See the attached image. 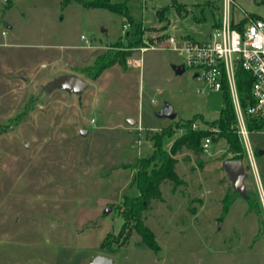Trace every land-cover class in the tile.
Returning <instances> with one entry per match:
<instances>
[{"label":"rangeland","instance_id":"1","mask_svg":"<svg viewBox=\"0 0 264 264\" xmlns=\"http://www.w3.org/2000/svg\"><path fill=\"white\" fill-rule=\"evenodd\" d=\"M9 1L0 0V264H90L98 254L115 264H264L258 130L250 131L257 172L243 158L252 210L239 194L223 211L233 183L222 164L233 153L225 139L211 136L209 151L176 153L182 182L162 183L163 198L143 213L159 249L137 233L122 246L116 242L119 205L139 193L135 166L151 155L153 137L169 131L170 149L187 120L213 129L223 106V90L208 88L191 68L176 72L184 61L176 51L141 47L165 44L169 34L209 39L224 0H111L124 4L118 12L77 0ZM229 13L234 22L245 14L264 18V0H233ZM118 50L128 51L126 64L97 78L82 70L99 53ZM137 58L141 67L128 63ZM71 72L89 81L81 96L43 89ZM168 103L174 119L158 116Z\"/></svg>","mask_w":264,"mask_h":264},{"label":"trees","instance_id":"2","mask_svg":"<svg viewBox=\"0 0 264 264\" xmlns=\"http://www.w3.org/2000/svg\"><path fill=\"white\" fill-rule=\"evenodd\" d=\"M68 0H65V3ZM86 7H104L113 11H123L124 4H114L111 0H77ZM12 0L9 1V4ZM258 17V16H255ZM140 25H138V28ZM141 43V39L137 44ZM128 51L118 50L116 52L107 51L99 53L95 61L85 66L82 70L93 78H97L107 68L116 63L126 64ZM237 86L241 104L246 108L252 103L251 86L253 82L252 74L245 70L242 66H238L236 71ZM223 106L220 111V116L212 121L216 130L201 127L194 129L192 123L196 118L187 120V129L183 134L176 137L172 142L170 149L164 147V139L169 135V131L156 134L154 139V149L149 157L140 158L135 166L134 182L136 183L139 193L134 196H125L123 202L119 205L123 217V224L120 229V238L116 239L118 246H122L133 233H137L141 242L147 247L158 250L159 243L155 232L145 223L143 213L149 208V204L154 199H162L161 185L165 181H170L174 184L182 182L176 165L178 159L176 153L182 149H188L198 154L202 149V141L207 136H216L226 140L228 151L233 153L231 158L243 159L246 157V149L243 141L237 131V115L234 108L231 94L224 85ZM247 125L250 131H257L263 127V124L256 118L247 117ZM239 192L229 191L224 199L223 211L227 212L230 205L234 202ZM249 203L250 210L254 207V201L249 192L244 197ZM106 240L102 242L101 247L105 248Z\"/></svg>","mask_w":264,"mask_h":264},{"label":"built area","instance_id":"3","mask_svg":"<svg viewBox=\"0 0 264 264\" xmlns=\"http://www.w3.org/2000/svg\"><path fill=\"white\" fill-rule=\"evenodd\" d=\"M232 1L224 0L225 9L222 19L213 28L209 39L196 41L169 34L165 44L144 46L141 47V51L144 53L151 49L169 48L183 57L184 66L193 69L196 79L204 82L208 88L223 90L224 85H227L237 115V131L244 143L250 165L257 172L247 117L259 120L263 127L258 131L264 133V18L255 16L247 18L245 14L243 20L234 22L229 13V5ZM128 26L129 23L123 25L124 29ZM128 63L141 67L142 58L129 59ZM238 66H242L253 76L252 103L246 108L242 106L238 92L236 76ZM192 127L201 128L196 121L192 123ZM213 130L216 128L214 127ZM212 142L211 136L205 137L202 141V149L209 151ZM260 192L264 202L262 188Z\"/></svg>","mask_w":264,"mask_h":264},{"label":"water","instance_id":"4","mask_svg":"<svg viewBox=\"0 0 264 264\" xmlns=\"http://www.w3.org/2000/svg\"><path fill=\"white\" fill-rule=\"evenodd\" d=\"M174 68L177 73H183L186 70L184 64H176L174 65ZM88 86L89 81L84 77L77 73H67L56 76L55 78L49 80L43 86V89L53 91L60 88L81 96ZM158 116L174 119L177 116V112L175 111L174 107L168 103L158 112ZM129 123L133 125L136 124L137 121L134 119H129ZM83 132L86 133L87 130H83ZM259 153L263 154L264 150H260ZM222 166L233 183V191L239 192L242 196L246 197L247 190L245 178L247 177V172L245 170L243 159H226L223 161ZM111 208V206H108L105 212L109 213ZM90 264H115V259L106 254H98L92 259Z\"/></svg>","mask_w":264,"mask_h":264},{"label":"crops","instance_id":"5","mask_svg":"<svg viewBox=\"0 0 264 264\" xmlns=\"http://www.w3.org/2000/svg\"><path fill=\"white\" fill-rule=\"evenodd\" d=\"M243 19H244V18H243ZM243 19H242V20H243ZM217 24H218V23L214 24V25H213V28H214ZM164 32H166V33H168V32H169V33H172V31H168L167 29H166ZM169 33H168V34H169ZM175 35H176V34H175ZM94 61H95V60H94ZM91 64H92V63H91ZM179 64H183V63H179ZM89 65H90V64H89ZM141 66H142V65H141ZM71 73H72V72H71ZM77 74H79L80 76H82L80 73H77ZM82 77H83V76H82ZM85 79H86V78H85Z\"/></svg>","mask_w":264,"mask_h":264}]
</instances>
